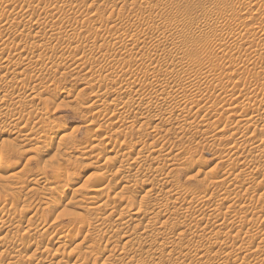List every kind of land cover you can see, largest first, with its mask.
<instances>
[{
	"label": "rangeland",
	"instance_id": "374dc122",
	"mask_svg": "<svg viewBox=\"0 0 264 264\" xmlns=\"http://www.w3.org/2000/svg\"><path fill=\"white\" fill-rule=\"evenodd\" d=\"M19 1L15 2L27 6L24 5L22 9L16 7L17 12L15 9L8 12L9 14L5 12V16L10 18L8 21L11 20L12 14L15 12L18 14L16 17L19 18L14 22L15 25H11L12 21L7 23L8 25L5 23V27L3 23L6 21L1 23L4 29L10 24L8 28L13 31L5 30L8 32L6 34L0 32V46L13 50L23 42L24 45L27 44L24 56L27 55L32 60L31 65L24 66L23 70L17 69L20 74L14 73L15 77L11 74L12 83L4 82L6 85L1 83L0 86V99L7 100L9 106V108L6 106V113L0 111V132L4 133L0 138V158L4 159L7 165L0 168L2 174L0 196L13 193L17 196L16 204L26 208L25 212L19 215L23 224L18 236L23 234L29 222L39 221L53 230L63 229L70 235L79 233V246H66L53 251L52 254L57 252L62 254V264L64 260L66 264H75V260L78 264H120L121 259L131 257H135L137 263L149 264L157 256H140L136 251L122 246L123 236L142 232L149 221L141 222L125 231L120 230L113 238L102 242L96 240L94 229L82 230V227L99 213H109L122 201L131 199L136 189L149 190L151 180L159 178L162 180L159 188L180 189L201 196L198 200L188 198L180 203L187 211L189 209L188 212L185 210L187 215L190 214L189 218L186 214L179 213L169 219L171 232L174 233L171 234V238L160 243L163 246L162 253L169 251L179 253L174 264H202L212 259L215 252H222L227 244L233 250L232 256L215 260L212 264H264V157H262L264 140L260 147L263 153L261 149L254 151L252 147L248 153L249 146H253L260 138L264 139V129L262 130L264 121L261 122L256 115L247 120L248 115L252 114L253 106L264 105V89L258 91L250 102L248 101L249 104H245L247 101L244 99L242 101V98L238 97L241 89H254V80L259 73L263 74L261 83L264 85V50H261L264 30L259 28L264 21L248 18L249 13L256 9L262 7L264 9V0H248L243 6L239 5V10L236 11H232L233 4L227 5V2L223 4L221 0H28L30 4L27 0ZM28 6L30 10H26L29 9ZM43 6L45 10L52 9L55 15L47 16ZM40 8H43V11ZM19 9L23 10L22 13ZM26 12L43 24L35 30V33L41 31L40 35L33 32L35 36L33 39L29 37L30 40L24 36L27 33L26 21L31 17ZM72 13L79 15L76 14L78 17H75ZM21 15L26 20L20 17ZM208 18L212 19L210 26L213 28L206 38L212 46L210 48L204 45L201 47L200 39L204 37L199 33V29L205 26ZM116 19L121 21L117 24L120 26L113 24ZM94 23L98 25L97 32L91 31L90 25ZM225 24L228 29L227 26L226 28L223 26ZM47 27L57 28L58 33L55 37L48 36L50 31ZM229 27L234 29L243 27L249 30L255 28L254 31L257 33L254 31L245 33L246 30L241 39L236 31ZM74 28L78 31L76 32ZM102 28L118 33H112L108 37L110 41L107 39V47L99 44L100 33L104 30ZM71 29L76 34L75 32L70 34ZM190 29L194 30L191 35L188 33ZM175 31L177 33H173ZM252 39L262 44L256 47L258 50L251 46ZM5 42L9 43L4 45ZM165 42L168 45H179V56L175 61L185 62L182 63V71L175 72L176 76L171 75L174 78L169 76L170 80H167L168 76L159 75L157 82L163 83L155 88H145L144 91L149 96L145 100H135L133 96L117 97L113 93L112 80H119L124 75L122 78L127 77L130 80L128 85L126 84L127 90L136 91L139 89L138 79L141 76H149L148 72L135 66L136 63L128 58V53L123 55L127 57L125 56L126 59L121 62L112 61L118 50L123 51L121 44L131 43L135 48L141 47L144 55L141 54L138 60L162 63L173 58L166 54L160 56L152 54V48L158 49L166 44ZM89 43L95 46L91 55H94L93 58L100 64L98 68L82 66L77 62L80 56L90 53V47L87 45ZM217 46L225 49L224 53H227L223 54L219 62L210 59V54L215 52L213 47L218 49ZM101 47L108 49L102 50ZM62 51L67 57L60 56ZM232 52L236 54L231 55ZM249 56H254L253 64L245 70L241 69L242 72L240 69L234 71L233 65L242 64ZM226 61L232 62V66ZM43 64L45 71L42 73L39 65ZM35 68L36 70L38 68L37 72ZM168 71L166 69L164 72ZM204 74L207 75L206 79L202 78ZM93 77H98L102 85L104 84L101 91L92 89L90 83ZM221 80L223 82L231 80L234 84H229L231 88L228 83L223 84L226 85L224 87L220 84L215 86ZM219 86L221 88L217 90ZM188 87L196 88L198 95L188 97L181 107L180 112L184 107L194 109L185 124H181L178 119L144 121L137 117L131 118L128 123H122L112 117V114L118 111L134 115L149 102H157L166 107V102H161L155 97L156 90L183 93ZM124 88L126 89L125 86ZM222 92H225L228 100L225 94H221ZM100 99L104 100L103 103L99 102ZM238 99L242 102L240 103ZM86 105L91 106V112L84 109ZM226 108H229L230 112H227ZM230 109L237 111L234 114ZM98 113L103 115L97 116ZM12 119L21 121V125L11 123ZM201 119L207 123L199 126L197 123ZM243 120L244 122L240 123ZM51 121L56 122L58 128L48 134L49 140L46 141L42 131ZM237 123H240L236 126L241 127L239 130L234 127ZM231 126L234 127L232 131ZM254 128L256 133L253 136ZM32 129L36 132L26 136V132L29 133ZM20 130L24 132L19 133ZM247 130L248 140L245 138L240 140L238 136L243 131L248 132ZM236 131L241 132L237 134ZM62 135H66L65 138H61ZM93 138L96 139L94 143ZM139 143L163 146L169 152V156L160 157L154 162L151 161L152 157L148 158L151 166L147 165L136 176L130 178L132 184L136 186L133 187L125 182L127 179L121 177L116 167L134 164L137 158L136 149L133 151L129 149L131 145ZM224 144L228 145L227 149H222ZM113 147L121 148L125 154L117 160L109 158L108 152ZM75 148L84 152V155H74ZM172 165L174 167L170 170ZM89 174L91 175L88 179ZM105 175L115 177L111 185H101L100 180ZM72 186L77 191L73 197L70 196L71 201L67 208L58 212L52 210L53 198ZM98 193L109 195L102 205L96 203V198L90 203H85L87 197ZM218 193H225L227 200L210 201L211 198H216ZM173 204L176 205L171 202L172 206ZM96 205L97 209L90 211L87 208ZM147 206L144 205L142 209H146ZM210 206L216 207L217 211L211 215L205 214L199 219V226L195 231L197 242L191 238L190 231L179 234L178 230L186 224V218H192L195 210ZM228 210L231 213H226ZM126 214L128 215L124 217L125 219L132 217L129 212ZM209 218L218 223L226 220L227 225L206 230L205 225ZM163 220L154 218L152 222L156 223L158 227H155L159 229V223ZM115 222H120V218L116 217ZM238 230L247 231L248 236H239ZM48 237H52V234H43L30 254L34 252L39 254L44 249H54L55 239L53 238V242L49 244ZM214 242H218L219 245L211 248ZM105 249L106 255L103 254ZM73 254H76L75 257ZM200 257L203 258L202 261ZM36 262H26L24 257L10 260L8 255H4L0 264H39ZM166 262L167 258L163 257L161 263Z\"/></svg>",
	"mask_w": 264,
	"mask_h": 264
},
{
	"label": "bare ground",
	"instance_id": "6f19581e",
	"mask_svg": "<svg viewBox=\"0 0 264 264\" xmlns=\"http://www.w3.org/2000/svg\"><path fill=\"white\" fill-rule=\"evenodd\" d=\"M15 1H13V0L12 1L11 0H0V32H5V30H12L13 31V29H9L8 28L10 26V24L5 29L2 28V27H3V25L5 23L6 24L7 23H11L10 21L13 22V24H11V25H15L14 22H17V20L19 18L18 16L16 17V15H18V14L16 13L17 11H16L15 8L17 7V8L22 9L25 6H27L25 4H20V3H17ZM247 1L248 0H221V2H223V4H224V2H227L226 3L227 5H228V3L229 4L230 3L233 4V6L231 7L232 11L239 10L238 9L240 7L239 5L243 6V3L247 2ZM27 2H28V0H27ZM28 8H29V6H28ZM43 8H44V6H43ZM43 8L42 9L40 8V9L43 11ZM262 8H258L254 12L249 13L248 18L251 19V20L264 21V9H262ZM14 9H15L16 12L11 15L12 18H11L10 21H8L10 18H7V15L5 16V12H7V13L9 12L10 13V12L14 11ZM26 10H30V8L29 9L26 8ZM21 11H23V10H20V12ZM44 11H45V14L47 16L55 15V12L52 9H47L46 8V10H45V8H44ZM76 14H78V13H76ZM76 14L72 13V15H74L75 17H78ZM26 15H25V17H26ZM34 16H36V15H34ZM20 17H22V15ZM23 19L26 20L25 18H23ZM2 21L3 22L6 21V22L3 23ZM243 22H244V20H243ZM1 23H3V25H1ZM120 23H121V21L116 19V20H114L113 24L117 25V24H120ZM211 23H212V19L208 18L207 21H206L205 26H202L199 29V33H201L202 36L204 37V38L201 37L202 39H200L201 40V45H202L201 47H203V45L205 47H207V48L212 47V46H210L211 44L209 43V41L206 40L207 36H209L211 34V32L213 31V28H211V26H210ZM40 24H41L40 20L34 18L31 15V17H29L27 19V21H26V24H25V26H26L25 29L26 30H25V32H27V33L24 36L27 39L29 37L32 38L33 36H35L33 34V32L35 33L36 28L40 27ZM44 24H45V22H44ZM96 24H97V22H96ZM96 24L94 23V24L90 25L91 31H93V32L94 31H96V32L98 31V28H97L98 25L96 26ZM41 25H43V24H41ZM117 26H120V25H117ZM223 26L226 28L227 25L225 24ZM4 27H5V25H4ZM11 27H13V26H11ZM48 27H49V25H48ZM48 27H47V30L50 31V32L48 31L49 32L48 36L50 38L55 37V35L58 33L56 31L57 28L56 29L55 28L49 29ZM225 28H224V30H225ZM259 28L261 30H264V23H261ZM102 29H104V28H102ZM227 29H228V26H227ZM230 29L235 30L239 38L242 37V35L244 34L243 33L244 31L247 30L245 33H247V32H251L252 33L255 30V28L249 30L247 28L244 29L243 27L242 28L239 27L237 29H234V28L231 27ZM260 29H259V31H260ZM47 30H46V32H47ZM75 31L77 32L78 29L77 30L75 29ZM75 31L73 29H71L69 31V33L72 34V32H75ZM188 31H189L188 32L189 35H191L194 30L190 29ZM76 32H75V34H76ZM6 33H8V32H5L4 34H6ZM10 33H15V32H11L10 31ZM37 33H35V34H37ZM40 33H41V31H40ZM40 33H38V34L40 35ZM112 33L116 34L117 32L115 33L114 30L111 32V29L110 30L109 29H107V30L104 29L103 31H101L100 36H99V39H100L99 41L101 42V43H99V44H101L100 46H103V45L105 46L106 45V47H107V41L109 40L108 37H110V35ZM173 33H177V32L175 31ZM255 33H257V31ZM262 33H263V31L261 32V34ZM3 35H1V36H3ZM184 35H185V33H184ZM186 35H187V32H186ZM259 35H256V36H259ZM263 35H261V37ZM113 36L115 37V35H113ZM116 36H118V35H116ZM250 36H253V35L250 34ZM7 37L5 39H7ZM41 37H43V36H41ZM49 37H48V40H49ZM31 38H29V40ZM9 39H11V38H9ZM34 39H36V38H34ZM39 39H36V40L38 41ZM115 39H116V37H115ZM241 39H243V38H241ZM259 39H260V36H259ZM29 40H27V42ZM255 40H257V39H255ZM260 40H262V39H260ZM21 41H22V39H21ZM239 41H241V40H239ZM38 42H40V40ZM43 42H44V40H43ZM114 42H116V41H114ZM6 43H9V42H5L4 45ZM94 43L96 44L95 41H94ZM262 43H263V41H262ZM91 44H93V43H91ZM91 44L90 43L87 44L90 47V50H89L90 53L89 54H83L82 56H80L77 62L80 65H82V66L89 65L92 68H98V67H100V64H98V62L93 58L94 55H91L93 53V50H95L94 49L95 46H93ZM25 45L27 46V44H25ZM25 45L22 42L21 44H18V48L13 49V50L8 49L5 46H3V47L0 46V86H1V83L4 84V82H9V81L11 82V79H12V77L10 79L11 74L13 75L14 73H18V70H20V69L23 70L24 66L26 67V65L27 66L31 65V61H32L30 59L31 57H29V56L27 57V55L24 56L25 55L24 54V50L26 48ZM261 45H260L259 41L257 42V41L253 40L251 46L256 48V47H259ZM121 46H122L123 51L121 52L120 51L121 49L118 50V52L115 54L114 59L112 61L113 62H121L122 60L126 59V57H127L126 55H125L126 57L123 56V55L128 53L129 54V55L127 54L128 58H130L132 60V62L136 63L135 66L138 67L139 69H142V70L148 72L149 76H141L138 79V81H137L138 84L137 85L139 86V89H137L136 91H128L127 90V85H128L127 83H129L130 80L127 77L126 78H122V76L124 77V75H122V76L120 75L121 78L119 80H117V79L116 80L115 79L112 80V84L111 85H112V88H113V91H114L113 93H115L117 97L118 96H121V97L123 96V97L132 98V96H133L135 98V100H145V99H147V97H149L147 95V93L144 91L145 88H149V87H154L155 88L158 84H162L163 83V82H161V83L157 82V79L159 78V75H160V77H161V75L162 76H168L167 78H169V76H171V75H175L176 76L177 74H174V73L180 71L182 69V67H183V64L185 63V62H181V61H175L176 58H178V56H179L178 52L180 51V48L178 47L179 45H176V44L168 45L166 43V44L162 45L158 49H155V48L151 47L152 51H153L152 54H156L158 56H160L162 54H166V55L171 56L173 58V59H166L162 63H154V62H147V61L138 60L139 56L141 54H143V50H142L141 47L138 48L136 46V48H135V45H133L131 43H122ZM121 46L119 48H121ZM8 47H9V45H8ZM89 47H88V49H89ZM106 47H105V49H103L102 47L101 48H102V50H107L108 48H106ZM263 47H264V43H263ZM213 48L215 49V52H212L210 54V59L214 60L216 62H219V60L222 59L223 54L224 55L227 54V53H224L226 50L225 49H220V46H217L218 49H216L215 47H213ZM262 48H261V50H264ZM99 51L97 53H99ZM144 52H146V50ZM60 54H61L60 56H65L66 55L65 52H63V51ZM67 54H68V52H67ZM234 54H236V52H232L231 53V55H234ZM65 57H67V55ZM65 59H67V58H65ZM254 59H255L254 56H249L244 62H242V64L233 65L235 67L234 71H236V70L238 71L239 69L240 70L241 69H243V70L247 69L249 66H251L253 64ZM34 62L36 63L37 61L34 60ZM229 63H230L229 65H231L232 62H229ZM234 63H236V62H234ZM33 65L35 66L34 63H33ZM37 66H38V64H37ZM39 68H40L42 73L45 71V65L44 64L43 65H39ZM222 68H223V66H222ZM166 69L169 70L168 73L164 72ZM228 69H230V68H228ZM37 70H38V68H37ZM37 70L35 68L36 72H37ZM225 70H226V68H225ZM232 70H233V68L231 69V71ZM41 72H39V73H41ZM241 72H242V70H241ZM18 74H20V71H19ZM206 74H209V73H206ZM206 74H204L202 76V78L205 77V79H206V77H207ZM14 77H13V79H16ZM171 77L174 78L173 76H171ZM191 78H193V77H191ZM208 78H209V76H208ZM208 78H207V80H208ZM262 78H263V74L262 73H259L255 77V80L253 78V80H254V89H241L240 93L242 95L239 93L241 96L239 95L238 97L242 98V101H243V99L246 100L247 102H245V104H247L248 101L250 102V99L255 94H257L258 91H260V90L262 91V89H264V85H263V83H261V79ZM170 79L171 78H169L167 80H170ZM199 79H201V78H199ZM226 81L227 80H225V82H223V80H221L220 83L217 82V84H215V86L216 85L218 86V84H220L222 87H224V86H226V85H223L225 83H228V85L229 84L231 85V83H232V85L234 84V82L231 81V80H229L227 82ZM168 82H170V81H168ZM39 83H42V82H39ZM39 83H38V85H40ZM4 85H6V83ZM90 85H91V87H92V89L94 91H101V87L104 86V84L102 85L101 79H99L98 77L97 78L93 77L92 80H91ZM230 85H229V87L231 88ZM124 86L126 87V89L124 88ZM2 87H5V86H2ZM220 88L221 87L219 86V89H217V90H220ZM215 89H216V87H215ZM223 89L225 90V88H223ZM223 89H221V90H223ZM229 90L230 89H228V91ZM228 91L226 93H228ZM197 92H198V90L196 88H194V87H188L187 89H185L183 91V93L182 92H178L177 93L175 91L174 92L169 91V92L165 93L163 91L159 92V90H156L155 91V97L157 98V100H159L161 102H166V107H164L165 105H161V104H159L157 102H149V103H145L144 107L139 112H137L134 115H131L132 113L131 114H125L126 112H124V111H118V112H114L112 114V117L117 119L119 122H122V123H128V122H130L131 118H133V117L136 118L137 117V118L142 119L144 121H151V120L152 121H155V120H160L161 121V120H171V119L172 120L173 119L177 120L178 119L177 121H179L181 124H185V123H187V120H188L190 114L192 113V111L194 109H193V107H192L193 110L191 109V107H189V108L188 107H184L183 108L184 110L182 109V112H180L181 111V107L184 105V103L186 102L188 97L196 96V94L198 95ZM221 94H225V92L224 93L222 92ZM221 94H219V95L221 96ZM224 96L227 99V95L225 94ZM150 97L153 98V95H151ZM229 97H233V96L229 95ZM236 98H237V96H236ZM100 100H102V101H100ZM100 100H99V102L103 103L104 100L103 99H100ZM231 100H229V101H231ZM223 101H224V99H223ZM238 101H239V99H238ZM238 101H237V103H238ZM242 101H239V102L241 103ZM231 102H233V100ZM6 106H7V100L0 99V111L1 112H5L6 113V111H7L6 110L7 109ZM256 106H253L252 114H250L251 111L249 110L248 113L250 115H248L249 116L248 118L246 117L247 120L248 119H252L251 117L256 115V116H258L260 118V121L261 120L264 121V105H258L257 107ZM7 107L9 108V106H7ZM84 109L86 111H88V112L92 111V108L89 105H86L84 107ZM234 110L235 109H233V111ZM8 111H9V109H8ZM236 111H234V114L236 113ZM227 112H230L229 108L227 109ZM232 112H231V114H232ZM254 112H256V113H254ZM99 115H103V113H98L97 116H99ZM245 116L246 115H244V117ZM244 117H242V118H244ZM103 119H104V117H103ZM244 120L247 121L245 118H244ZM244 120L242 122L240 121V123H243ZM263 121H261V122H263ZM10 122L11 123L15 122L16 126L21 125L20 124L21 121L19 122L18 120H15V119H12ZM22 123L26 125V123H24V122H22ZM206 123H207V121L201 119L197 124L199 126H202V125H205ZM240 123L235 124L234 127H236ZM234 127H232V126H231V128L229 127L230 131H232L231 129L234 128ZM262 127H264V125ZM262 127H260V128H262ZM56 128H58L57 123L54 122V121H51V122H49L48 127L45 130L42 131L43 132V137H44V139L46 141L49 140L48 134L50 132H52L54 129H56ZM237 129L239 130V129H241V127L239 126V128H237ZM237 129H235V130H237ZM263 129L264 128H262V130ZM255 130H256L255 128H254L253 132H252V130H250L252 132L253 136L256 133ZM21 131H23V130H20L19 133H21ZM61 131H63V130H61ZM245 131H243L242 134H240L238 136V138L240 140H241V138L242 139L243 138H245V139L248 138L249 130H247L248 132H245ZM34 132H36V130L32 129V130H30L29 133L26 132V136H28V135H30L31 133H34ZM236 132H234V133H236ZM240 132L241 131L237 132V134L240 133ZM3 135H4V133L0 132V138L3 137ZM65 136L66 135H62L61 138H65ZM253 136H251V138H253ZM251 138L249 139L250 142H251ZM39 139H37V140L39 141ZM256 139H258V138H256ZM37 140H36V142H37ZM263 140L264 139L260 138V140H257L253 146H249L248 145L249 146L248 148H250V150L248 149V153H250L249 151H251L252 149H254V151H257V150L261 149L260 147H261V145H263ZM95 141H96V139L93 138L92 139V143H94ZM253 143H254V141H253ZM250 144H252V143H250ZM251 147H252V149H251ZM227 148H228V145H226V144L222 145V149H227ZM262 148H264V147H262ZM135 149H136L137 158H136L134 164L121 165V166H117L116 167L120 171L121 177L127 179L125 182L127 184H129L130 186H133V187L135 185L132 184V180L130 178L136 176L137 173L141 169L145 168L147 165L151 166V163H149V159L148 158L152 157L151 161L154 162L160 157H168L169 156V152L166 151L163 146L155 147L153 145H147L145 143H139V144L131 145L129 150L133 151ZM262 150L263 149H261V151ZM263 151H262V153H263ZM73 152H74V155H76V156L84 155V152L79 151L76 148L73 150ZM259 153H261V152H259ZM124 154H125V152L121 148L113 147L112 149L109 150L108 157L113 159V160H117L120 156H123ZM251 154L254 157V154L252 152H251ZM255 155H257V154H255ZM262 157H264V156L262 155ZM5 162L6 161H4V159L0 158V168H4V166H7L5 164ZM173 167H174V165L171 166L170 170ZM226 174H227V172H226ZM90 175L91 174L88 175V177H87L88 179H89ZM1 178H2V174L0 173V180H1ZM114 180H115V177L113 175H111V176L105 175V176L102 177L100 182H101V185L106 186L108 184L111 185L114 182ZM161 181L162 180L159 179V178L158 179L155 178V179L151 180V184H150V189L149 190L145 189V188H142V190L139 191V190L136 189V193L133 195V197L131 199L122 201L121 203L118 204V206H116L109 213H106V212L99 213L94 219L89 220L87 222V224L82 227V230H90L91 228L94 229L95 230L94 234H95L96 240L102 242L105 239L113 238L114 234L116 232L120 231V230H124L125 231L126 229H129L132 226H134V227L137 226L141 222L149 221L150 223L145 226V228H144V230L142 232L135 233V235L130 234V235H127L125 237L124 236L122 237L123 238V243H122L123 248H130V250L136 251L138 253V255H140V256H147V257L148 256H157V258L153 262H151L149 264H163V263H161V259L163 257L167 258V262L164 263V264H174V260H175V258H177L179 256V253L178 252H174V251H169L167 253H162L163 246L160 243L161 241H163L165 239L171 238V234L174 233V232H171L169 219L172 218V216L177 215L179 213H181L180 215H182V213L186 214L185 213L186 209L183 208L180 205L181 202L186 201L188 198H191L192 200H198V199L201 198V196H197V194L185 192L184 190H180V189H173V188H169V187H161V188H159V185H160ZM76 191H77V189L72 186L67 191L62 192V193L59 194V196L53 198L52 203H51V209L52 210H57V212H58L61 209L67 208L69 202L71 201L70 200V196L73 197V194ZM108 197H109L108 194L98 193L96 195H92V196L87 197L85 199V203H90L91 201H93V199L96 198L97 199L96 203L98 205H102L105 202V199H107ZM16 199H17V196L15 194H13V193H11L10 195H1L0 196V262H1V259H2V257L4 255H8L10 257V260L16 259V258L19 259L21 257L22 258L24 257L26 259V262L37 261L39 264H62V260H63L62 259V254L59 253V252L52 254L53 251L55 249L60 250L63 247L66 248V246H74V247L79 246L80 245V235H79V233L78 232L77 233H71V235H70L67 231H65L63 229H54L53 230V228L46 227L43 223H41L39 221H36V222H29V224L25 227L23 234H21L20 237H19L18 236L19 235V229H20V227L23 224V221L19 218V215L23 214L25 212L26 208L16 204ZM211 199L212 200H210V201H212V202L217 201V200H221V201L227 200V198L225 196V193H218L216 195V198H211ZM171 202L172 203H176V205L174 206V204H173V206H172ZM98 205H96V206H87V208L91 211L93 209H97ZM144 205H148L146 209H142V207ZM188 211H189V209H188ZM216 211H217L216 207L210 206V207H207V208H199V209H197V211L195 210V212L192 213L194 216L192 218H190V219H188L189 218L188 215H190V214H188V215L186 214L187 215L186 217H188V218H186L187 219L186 220V224L178 230L180 232L179 234H181L182 232H187V231L189 232L190 231L189 234H190L191 238L195 242H197L195 231H196V229L199 226V219L203 218V216L205 214L211 215L212 213H215ZM126 212H129L130 215H132V217L125 219L124 217L126 215H128V214H126ZM92 213H95V212H92ZM226 213H231V211L228 210ZM233 213H235V211ZM116 217L120 218V222H115V218ZM154 218L164 219L163 221H161V223H159L160 224V226H159L160 228L159 229L155 227V226H157L156 223L152 222V220ZM226 225H227V221L226 220H223L222 222L218 223V222H216V221H214V220L209 218L207 220L206 225H205V229L206 230H213V229H216V228H223ZM45 233L52 234V237H48L47 241L50 244V243L53 242V238H54L55 239L54 244H56V247L54 249H44L39 254L37 252H34V253L30 254L32 252L33 248L35 247V245L38 243L40 237L43 234H45ZM237 233L239 234V236H243V237H247L248 236V232L247 231L238 230ZM218 245H219L218 242H214V243L211 244V248H215ZM47 248H48V246H47ZM106 253H107V249L104 250L103 254L106 255ZM232 254H233V250H232L231 246L227 244L223 248L222 252H219V251L215 252V254L213 255L212 259H210L209 261H204V262H202V264H212L215 260H218V259H221V258H224V257H230V256H232ZM75 255L76 254H73L72 256L75 257ZM199 259H200V261H202L203 258L200 257ZM65 261L66 260L63 261L64 262L63 264H66ZM75 262H76L75 264H78L77 260H75ZM67 263H69V262L67 261ZM120 264H147V263H143V262L137 263L135 261V257H131V258H128V259H121L120 260Z\"/></svg>",
	"mask_w": 264,
	"mask_h": 264
}]
</instances>
